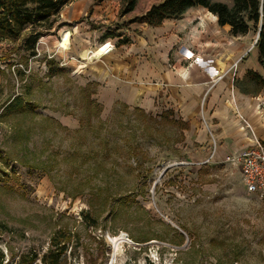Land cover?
<instances>
[{"label":"rangeland","instance_id":"1","mask_svg":"<svg viewBox=\"0 0 264 264\" xmlns=\"http://www.w3.org/2000/svg\"><path fill=\"white\" fill-rule=\"evenodd\" d=\"M161 1L139 0L120 17L119 0H72L60 25L38 40L35 57L25 58L20 42L0 44V55H9L0 60L4 264L38 263L33 254L56 235L68 248L62 264H264V199L246 192L239 170L224 162L199 165L206 158L192 156L197 146L171 116L163 121L159 111L124 101L129 84L113 86L107 76L98 82L102 69L114 66L103 60L110 43V54L121 47L124 57L139 59L141 31L126 23ZM210 14L193 8L181 18L185 28L174 34L182 45L207 55L245 46L239 60L264 74L252 49L254 30L232 37L217 24L198 37L206 25L193 17ZM199 23L203 28H195ZM116 27L128 43L107 38ZM170 32L157 43L164 49ZM89 82L91 104L81 91ZM17 95L30 112L5 115Z\"/></svg>","mask_w":264,"mask_h":264},{"label":"crops","instance_id":"2","mask_svg":"<svg viewBox=\"0 0 264 264\" xmlns=\"http://www.w3.org/2000/svg\"><path fill=\"white\" fill-rule=\"evenodd\" d=\"M213 16L193 17L206 25L198 37L203 38L209 27L217 25ZM180 20H168L156 28L138 24L141 31L138 37L142 40L139 59L131 55L124 57L127 52L116 48L103 59L108 63L111 60L113 68H103V79L98 82L103 84L107 76L108 84L113 86L121 84L128 88L126 84H129V93L121 95L124 101L144 112L159 111V119L163 121L171 116L183 124L180 130L188 144L198 149L192 156L197 155L201 160L210 155L208 133L216 140L215 154L209 161L212 163H226L224 158L228 154L242 153L257 143L264 145V90L257 95L243 93L235 84L246 71H256L253 64L239 60L247 51L245 46L231 49L230 53L220 46L213 49L218 54L209 55L198 49L188 51L182 45V37L174 34L176 28L178 31L185 28L186 20ZM204 20H209L208 24ZM201 24H195V28L202 27ZM167 29L171 31L170 45L164 49L157 43ZM190 36L191 40H198L195 35Z\"/></svg>","mask_w":264,"mask_h":264},{"label":"trees","instance_id":"3","mask_svg":"<svg viewBox=\"0 0 264 264\" xmlns=\"http://www.w3.org/2000/svg\"><path fill=\"white\" fill-rule=\"evenodd\" d=\"M72 0H0V44L8 41L20 42V49L32 58L37 55V43L41 37L48 35L60 24L59 15L66 4ZM98 5L105 0H94ZM118 15L124 17L131 14L139 0H119ZM193 8H204L214 15L219 27H228V34L232 37L247 35L251 30L258 34L252 49L257 52V63L264 67V0H162L153 4L144 13L135 15L127 21L131 24H145L148 27H160L165 21L179 20ZM102 26V25H101ZM120 27L109 30L107 38L118 39V45L128 43L123 39ZM259 32V33H258ZM9 55H0V60L8 59ZM48 61V75L54 73V68ZM236 86L243 93L259 94L264 90V74L248 70L241 79L235 80ZM93 84L87 83L82 88L87 103H94L90 98L94 94ZM88 91V92H87ZM87 93V94H86ZM5 115L9 113L28 114L19 95L14 96L3 108ZM33 111V107H32ZM176 121V120H175ZM178 122V121H177ZM182 128L184 125L178 122ZM86 215H84V218ZM67 245L61 241L59 235L52 236L49 247L42 253H34L31 262L36 264H62L61 256L67 254ZM0 264H4V254L0 249Z\"/></svg>","mask_w":264,"mask_h":264},{"label":"built area","instance_id":"4","mask_svg":"<svg viewBox=\"0 0 264 264\" xmlns=\"http://www.w3.org/2000/svg\"><path fill=\"white\" fill-rule=\"evenodd\" d=\"M110 45L107 53L115 49L113 44L110 43ZM211 136L212 152L209 157L200 162L199 165L209 163L215 154L216 140L212 134ZM224 161L239 170L241 180L248 194L258 195L260 198L264 199V145L257 143L242 153L228 154L225 156ZM125 237L127 236L125 235Z\"/></svg>","mask_w":264,"mask_h":264},{"label":"bare ground","instance_id":"5","mask_svg":"<svg viewBox=\"0 0 264 264\" xmlns=\"http://www.w3.org/2000/svg\"><path fill=\"white\" fill-rule=\"evenodd\" d=\"M213 17H214V16H213ZM64 42H65V41H64ZM100 51L102 52V51H103V49H101ZM112 263H113V262H111V264H112Z\"/></svg>","mask_w":264,"mask_h":264},{"label":"water","instance_id":"6","mask_svg":"<svg viewBox=\"0 0 264 264\" xmlns=\"http://www.w3.org/2000/svg\"><path fill=\"white\" fill-rule=\"evenodd\" d=\"M259 33V32H258ZM257 37H258V34H257ZM257 37H256V39H257ZM111 264V263H110Z\"/></svg>","mask_w":264,"mask_h":264}]
</instances>
